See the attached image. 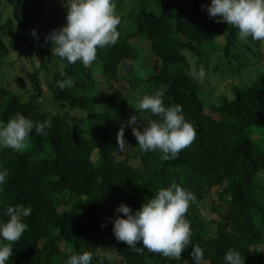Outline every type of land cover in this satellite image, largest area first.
<instances>
[{
    "label": "trees",
    "instance_id": "obj_1",
    "mask_svg": "<svg viewBox=\"0 0 264 264\" xmlns=\"http://www.w3.org/2000/svg\"><path fill=\"white\" fill-rule=\"evenodd\" d=\"M5 2L12 12L5 22L0 17V65L18 45L20 56L30 55L34 70L16 78L24 95L0 85V121L16 113L34 122L52 121L47 135L33 130L23 149H0V166L8 171L0 186V222L8 219L4 211L9 205L32 209L24 218L28 228L21 239L4 242L13 248L7 264H65L82 251L94 253L92 264L99 257L103 264H193L196 245L204 250L201 264H224L229 249L239 251L244 264H264V147L247 130L264 127V78L233 86L234 96L228 97L205 90L189 74L193 68L205 69L213 53L237 58L240 48L258 56L264 44L251 38L252 48L239 44L238 29L209 18L203 6L211 0H137L119 17L117 43L98 49L96 61L85 68L79 61L69 64L52 56L46 37L67 21L53 17L48 0ZM121 2L114 0L115 5ZM59 10L67 15L65 5ZM37 51L40 67L34 59ZM148 55L158 59V66H143ZM125 60L133 62L131 92L118 84ZM60 67L75 81L73 87L56 86L64 78ZM41 72L48 75L54 109L62 112L45 109ZM154 90L164 92L166 105L183 106L196 139L179 159L165 161L159 150H140L133 134L135 151L119 159L115 130L133 115L143 130L135 106ZM173 180L196 196L185 214L191 244L182 256L138 252L117 241L116 208L125 203L135 211Z\"/></svg>",
    "mask_w": 264,
    "mask_h": 264
},
{
    "label": "clouds",
    "instance_id": "obj_2",
    "mask_svg": "<svg viewBox=\"0 0 264 264\" xmlns=\"http://www.w3.org/2000/svg\"><path fill=\"white\" fill-rule=\"evenodd\" d=\"M65 6L67 23L53 30L46 37V42L51 43L52 56L69 64L79 61L87 68L96 61L98 49L114 46L119 39L117 26L120 18L116 5L114 0H65ZM203 7L207 9L209 18L238 29L240 41L248 43L251 38L264 44V0H211ZM32 35L37 37L36 29L32 30ZM189 74L201 84L207 78L203 66L193 68ZM59 75L64 77L57 81L59 89L74 86L75 81L63 67L59 68ZM163 97L162 90H154L142 97L135 109L144 125L143 130L137 126L138 117L133 115L117 133L121 151L129 148L125 140L126 126H131L140 150H159L165 161L179 159L180 153L194 142L197 133L186 119L183 106L166 105ZM51 127L50 119L34 122L23 113H16L8 121H0V149L19 151L25 147L33 130L36 134L47 135ZM7 177V169L0 166V186L6 183ZM195 200L193 192L173 180L154 192V196L146 199L135 211L125 203L120 204L113 220L114 236L138 252L147 250L166 258L179 259L191 244V227L185 214ZM31 212V207L22 203L9 205L4 211L8 219L0 222V264H7L13 255L11 243L4 242L14 243L21 239L28 228L24 218ZM191 256L193 264H201L204 250L198 245L192 246ZM93 259L92 251H82L70 255L65 264H92ZM97 264H103V257H99ZM224 264H244V261L239 251L229 249L224 256Z\"/></svg>",
    "mask_w": 264,
    "mask_h": 264
},
{
    "label": "rangeland",
    "instance_id": "obj_3",
    "mask_svg": "<svg viewBox=\"0 0 264 264\" xmlns=\"http://www.w3.org/2000/svg\"><path fill=\"white\" fill-rule=\"evenodd\" d=\"M137 0H123V2L116 5V10H118L119 17L123 18V14H126L128 8L132 5L133 2ZM61 5H65V0H48V7L50 10H53L51 14L53 17L62 18V21L66 20V15L60 12L59 7ZM66 7V6H65ZM157 12L159 8H156ZM12 12V7L8 6L5 0H0V17L2 18V22H5L10 13ZM251 40V39H250ZM141 43L145 47H149V44L146 40L141 41ZM239 44L248 46L252 48V45L249 43H244L242 41ZM14 51L11 53L9 57L3 60L0 65V85H10V87L16 92L24 95L23 90L16 83L17 76L20 73H25L26 71H33V63L30 61V55L20 56V52L18 50V45H13ZM37 47V46H36ZM260 53L258 56H252L249 52H244L243 49L237 48L236 51L239 52V56L237 58L226 57L225 54L219 55L221 53H213L206 61V74L207 78L205 82L202 84L205 90H211L218 94H226L228 97H233V86H246L250 84L253 80L264 78V46H261ZM234 52L235 55L238 56L237 52ZM219 55V56H218ZM40 55L35 52V63L36 66L40 67V62L38 60ZM156 60V61H155ZM232 61V62H231ZM158 59H155L153 56L148 55L146 58L142 59L143 66L152 67L158 66ZM219 65V66H218ZM208 66V67H207ZM133 62L131 60H125L121 63V74L123 75V79L119 81L120 87L122 89L127 90L128 92L132 91L131 82L128 78L132 73ZM100 71V70H99ZM26 75V74H25ZM101 75V74H100ZM42 78V86L44 88L41 99L44 102L45 109L49 110L51 107V111L54 109V98L52 92L49 89L46 78H48L47 74L41 72ZM100 80V79H99ZM27 84L29 85V79H27ZM102 85V84H101ZM214 95H217L215 94ZM218 96V95H217ZM206 97L205 99H208ZM56 112H62L60 109L55 108ZM124 126V125H123ZM121 127H118L115 130L114 136L117 138V133ZM249 135L252 138L256 139L257 142L264 147V127L263 126H252L247 128ZM125 140L127 142V146L124 151H119V159L127 157L129 154L135 151V145L133 144V133L130 128L125 127ZM138 161H134L136 163ZM201 208V212L205 215L207 214L211 218L214 217L213 211H207L206 208ZM210 220V219H209ZM210 226V225H209ZM210 233L214 234L216 230V225L211 223ZM107 240L109 241L108 237ZM105 253L112 259H115V254L113 251L107 250Z\"/></svg>",
    "mask_w": 264,
    "mask_h": 264
}]
</instances>
